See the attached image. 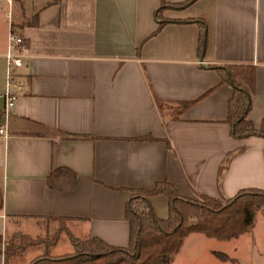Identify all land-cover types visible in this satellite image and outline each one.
Wrapping results in <instances>:
<instances>
[{
	"label": "crops",
	"instance_id": "obj_1",
	"mask_svg": "<svg viewBox=\"0 0 264 264\" xmlns=\"http://www.w3.org/2000/svg\"><path fill=\"white\" fill-rule=\"evenodd\" d=\"M163 1L13 0L11 23L27 55L13 67L15 100L5 116L9 137H0V264L7 262L10 241L48 236L56 225L71 244L100 237L128 246L126 206L133 190L151 189L165 178L182 196L225 199L244 188L264 189V135L232 134L227 117L234 88L221 82L215 67H256L248 117L261 129L264 0H196L164 8L158 17ZM8 8L0 1V122ZM193 18L206 21L204 51L202 27ZM192 100L179 112L182 102ZM238 149L220 177L225 157ZM62 166L77 173L72 189L48 183ZM151 202L160 217L169 215L165 193ZM240 236L219 239L193 231L176 255L191 240ZM215 250L236 261L220 259ZM207 251L221 260L217 264H241L223 248L209 244Z\"/></svg>",
	"mask_w": 264,
	"mask_h": 264
},
{
	"label": "trees",
	"instance_id": "obj_2",
	"mask_svg": "<svg viewBox=\"0 0 264 264\" xmlns=\"http://www.w3.org/2000/svg\"><path fill=\"white\" fill-rule=\"evenodd\" d=\"M196 0L168 2L164 0L157 10L161 15L164 8H185ZM202 27L201 48L207 43V24L203 18H193ZM166 20L159 23L158 30ZM222 75L221 82H229L234 92L229 99L227 120L232 125L235 137L251 134L264 135V126L257 129L248 117L252 107V89L256 82V67L250 63L217 64ZM195 100L182 102L179 112L191 106ZM143 138H152L147 136ZM170 145V142L168 141ZM241 150V149H240ZM239 149L228 153L220 167V174L228 166ZM48 183L60 189H72L76 185L77 173L68 167H58L48 175ZM165 193L170 200L167 217H160L154 210L151 197ZM204 201L191 196H182L168 179L158 182L151 189L136 188L126 206V217L130 224L128 246H116L100 237L74 238L75 250L61 256L42 254L30 264H171L180 251L186 237L193 231L204 232L219 239L237 237L252 227L257 211L264 206V189L244 188L231 198L219 199L200 194ZM2 193L0 191V207ZM44 242L43 238L23 237L19 242L10 241L5 253L13 254L28 245ZM223 260H233L227 253L214 251Z\"/></svg>",
	"mask_w": 264,
	"mask_h": 264
},
{
	"label": "rangeland",
	"instance_id": "obj_3",
	"mask_svg": "<svg viewBox=\"0 0 264 264\" xmlns=\"http://www.w3.org/2000/svg\"><path fill=\"white\" fill-rule=\"evenodd\" d=\"M167 108L169 106L166 107V115H168ZM194 198L204 201L200 195ZM262 220H264V206L257 211L252 227L241 234L239 239L226 241L214 239L210 243L191 240L181 254L174 256L171 264H217L219 261L221 262L217 256L208 253L207 247L209 244L230 251L232 255L240 258L241 264H264L262 260L264 256V222ZM254 225L255 227L253 228ZM56 226L58 227L59 225ZM56 226L51 228L50 235L41 237L47 244L28 246L19 255L8 254L6 264L31 263L32 259L42 253L43 249H46V254L51 256H61L73 252L75 247L74 244L70 243L71 238L67 233L58 232ZM232 261L235 262L236 260L233 259ZM224 264L233 263L229 261Z\"/></svg>",
	"mask_w": 264,
	"mask_h": 264
},
{
	"label": "built area",
	"instance_id": "obj_4",
	"mask_svg": "<svg viewBox=\"0 0 264 264\" xmlns=\"http://www.w3.org/2000/svg\"><path fill=\"white\" fill-rule=\"evenodd\" d=\"M0 1H5L9 6L6 11V16L8 18V31L5 50L7 64V87L4 92V118L0 122V137L6 140L9 137V130L5 116L15 100V93L11 88L15 85V82L13 81V67L23 64V58L27 55V53L25 52L26 44L24 38L13 30V26L11 23V5L13 3V0ZM200 62L205 63L204 60H201Z\"/></svg>",
	"mask_w": 264,
	"mask_h": 264
}]
</instances>
